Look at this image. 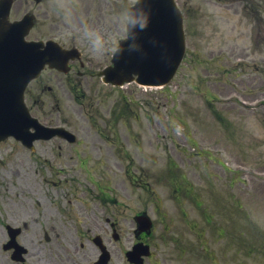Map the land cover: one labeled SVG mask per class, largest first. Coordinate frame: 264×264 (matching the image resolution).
I'll return each instance as SVG.
<instances>
[{"label":"rangeland","instance_id":"374dc122","mask_svg":"<svg viewBox=\"0 0 264 264\" xmlns=\"http://www.w3.org/2000/svg\"><path fill=\"white\" fill-rule=\"evenodd\" d=\"M225 55H228L227 53H224ZM255 63L258 65V67L262 70L264 69V54L260 53H251ZM233 59V58H230ZM200 71V70H199ZM261 71H259L260 73ZM248 72L247 75H243L244 71L241 70H235L228 78L227 81L230 80L233 84L232 86H227L224 83H218L219 89H214V86H208V88L215 92L220 94V99L212 100V104L215 105V107L219 108L221 111H223V115L225 118L232 119L236 124H233V130L235 131L236 135L235 138L237 139L236 142L238 144H231L228 142H219L216 145L211 144H203L201 143V146L206 149L208 147L209 151L212 153L213 157H223L227 163L233 169L234 167H238L239 163L243 165V168H241L239 171L240 173L246 171L245 168H249L250 173L245 174V186H243L240 181H237L233 186H230V180H231V174L233 172H225L223 169H218L216 164H213L211 160H209V170H211L214 174L212 176V179L215 183V187L220 190H230L232 192L238 193V190L240 192L247 191L249 194H252L253 199L254 195L262 196L264 201V181H261V177H264L263 175H259L256 173V170H264V127L262 123L259 120V116L264 118V107H260L259 105L254 106V109H244L240 106L239 103H236L232 100H226V97L228 95L233 96L237 100H240V98L243 97V94L246 92L254 91V87L252 85L248 84L249 76L252 77H262L263 78V85H264V75H258L259 73ZM203 75V73L200 72L198 75L194 71V67H187L184 68L177 79L172 81L170 85L166 88V90H163V92H160V90H154V94L157 95L155 99L156 101L158 98L161 100L162 103H166V107H161V120L168 123L171 119H173L176 123V127L174 128L176 131L181 130L182 133H190L195 135L201 136V134L204 135V137L207 139L206 142L213 141V139L209 138V132L206 130V128H199L198 125L195 124V119L190 114L196 113V107L200 103H202V99L204 98L203 94H200L199 97L196 96L194 91V86L198 87L201 91L207 88V84H202L199 77ZM183 77V79H182ZM249 77V78H248ZM248 78V79H247ZM220 79L221 76H220ZM175 93L176 95H169V93ZM243 92L242 97H240V94ZM234 94L238 95L239 97H236ZM195 97V100H194ZM245 99V98H243ZM224 102L226 103H223ZM264 101V100H262ZM196 102V103H195ZM177 106H176V105ZM197 104V105H196ZM203 104V103H202ZM200 106V105H199ZM174 107V110H172ZM204 107V104H203ZM225 107V108H224ZM193 108L194 110L190 113L187 111V109ZM172 110V111H171ZM185 110L188 112L185 114ZM232 111V112H231ZM182 112V115H179ZM231 112V113H230ZM252 113L255 114L252 115ZM179 116H183L184 120L192 126H185V127H179L181 125V122L178 118ZM212 116V115H211ZM207 123L210 126H216L215 119L212 117L207 118ZM157 122V121H156ZM189 127V129H187ZM222 133L218 135L216 138L220 139L222 138ZM185 140L182 136L177 137V147L178 149H182V146L185 145ZM250 140H253V142H250ZM218 142V141H217ZM240 144V146H239ZM241 144L244 145V147H247L249 149V156H242L240 149L237 147H241ZM170 147H168V151L170 153L177 154V150L174 149L173 145L169 144ZM188 153L191 152V148L187 147ZM245 150V148H244ZM252 153V154H251ZM249 157V158H248ZM21 159V158H20ZM204 159H197V162H202ZM246 161H251L254 163H247V165H244ZM247 166V167H245ZM206 172V170H205ZM233 177V176H232ZM242 181V178H241ZM255 202V200H254ZM256 215H259V218H261L262 223L264 222V210L260 208L259 205L252 204ZM263 214L261 216L259 212ZM264 225V223H263ZM212 241H209V248L210 250L217 256L215 259V262L212 258V261L209 259H202V258H196L194 259L193 256L190 258H193V261H195L196 264H264V257L261 255H252L248 256L244 251H241L239 247H241L238 244L230 243L228 239L223 240H217L215 236H209ZM209 238V239H210ZM242 248V247H241ZM243 250H246L245 248H242ZM174 251L170 250L167 246L161 247V249L157 252V259L159 261V264H177L174 259L171 260V258L175 257ZM205 257L204 254H200V257ZM163 258V260H161Z\"/></svg>","mask_w":264,"mask_h":264}]
</instances>
